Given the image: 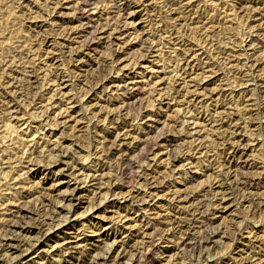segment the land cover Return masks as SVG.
<instances>
[{"label": "rangeland", "instance_id": "rangeland-1", "mask_svg": "<svg viewBox=\"0 0 264 264\" xmlns=\"http://www.w3.org/2000/svg\"><path fill=\"white\" fill-rule=\"evenodd\" d=\"M0 245L264 264V0H0Z\"/></svg>", "mask_w": 264, "mask_h": 264}, {"label": "bare ground", "instance_id": "bare-ground-1", "mask_svg": "<svg viewBox=\"0 0 264 264\" xmlns=\"http://www.w3.org/2000/svg\"><path fill=\"white\" fill-rule=\"evenodd\" d=\"M64 208H65V206H64ZM12 209V208H11ZM12 223V222H11ZM13 224V223H12ZM16 224V223H15ZM14 225V224H13ZM17 226V225H16ZM18 226H20L19 224H18ZM10 227V226H9ZM12 228V227H11ZM27 229V228H26ZM14 230V229H13ZM9 231H10V229H9ZM11 232V231H10ZM11 239V238H10ZM5 242V241H4ZM7 243V242H6ZM13 243V242H12ZM2 244H4L3 242H2ZM8 244H10V243H8ZM8 244H6V246L8 245ZM13 244H15V242L13 243ZM17 244V243H16ZM12 245V244H11ZM22 245V244H21ZM1 246V245H0ZM3 246V245H2ZM10 246V245H9ZM16 246V245H15ZM20 245H18V247H19ZM4 247V246H3ZM4 249V248H3ZM14 249V248H13ZM16 249V248H15ZM0 250H1V248H0ZM12 250V249H11ZM2 251V250H1ZM88 262V261H87ZM83 263H85V262H83ZM133 263V262H132ZM9 264V263H8ZM85 264H88V263H85Z\"/></svg>", "mask_w": 264, "mask_h": 264}]
</instances>
